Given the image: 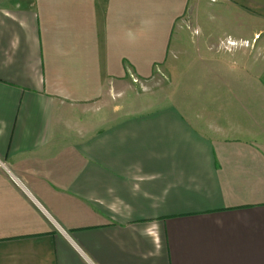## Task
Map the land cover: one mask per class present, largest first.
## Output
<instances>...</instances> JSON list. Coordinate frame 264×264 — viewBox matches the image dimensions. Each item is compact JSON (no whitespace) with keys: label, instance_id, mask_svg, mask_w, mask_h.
<instances>
[{"label":"crops","instance_id":"crops-1","mask_svg":"<svg viewBox=\"0 0 264 264\" xmlns=\"http://www.w3.org/2000/svg\"><path fill=\"white\" fill-rule=\"evenodd\" d=\"M0 264H264V0H0Z\"/></svg>","mask_w":264,"mask_h":264},{"label":"rangeland","instance_id":"rangeland-1","mask_svg":"<svg viewBox=\"0 0 264 264\" xmlns=\"http://www.w3.org/2000/svg\"><path fill=\"white\" fill-rule=\"evenodd\" d=\"M209 9H211V7H209ZM223 38L224 39H221V40L224 41L227 44H230V42H233L227 36H225ZM255 40H256V38H254L252 41H255ZM244 41H247V40H244ZM244 41H242V45H243ZM252 43L253 42H251L248 46L249 47L252 46ZM245 47H247V46H245ZM129 76H130L129 77L130 82L129 83H127V82L125 83V90H126V94L128 92L126 97L128 96L130 99H132V97H133V95L135 93H139V92H141L143 94H148V95L152 94V93H154V90H152V89L156 88L159 85L162 86V84H163V78L162 79H152L150 81H141L140 79H138V77H136L133 74H129ZM111 86H112V84L110 83L109 84L110 96L114 99L117 96V92L115 91V88L112 89L113 86L112 87ZM161 86H159V87H161Z\"/></svg>","mask_w":264,"mask_h":264},{"label":"built area","instance_id":"built-area-1","mask_svg":"<svg viewBox=\"0 0 264 264\" xmlns=\"http://www.w3.org/2000/svg\"><path fill=\"white\" fill-rule=\"evenodd\" d=\"M230 44H231V45H235L236 42L233 41V42H230ZM249 44H250V43H249L248 41H244V42H243V45H244V46H248Z\"/></svg>","mask_w":264,"mask_h":264}]
</instances>
